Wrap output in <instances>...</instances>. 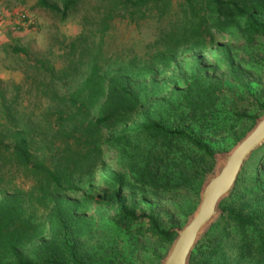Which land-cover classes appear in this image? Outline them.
I'll return each mask as SVG.
<instances>
[{"label": "trees", "instance_id": "obj_1", "mask_svg": "<svg viewBox=\"0 0 264 264\" xmlns=\"http://www.w3.org/2000/svg\"><path fill=\"white\" fill-rule=\"evenodd\" d=\"M39 4L62 20L81 13L84 29L74 38L56 36L43 48L15 45L24 79H0V264H90L79 256L71 232L74 224L93 219L85 218L92 205L111 211L103 220L118 233L146 223V232L172 243L177 233L153 213L139 214L124 189L133 182L154 190L188 187L199 195L206 178L201 162L214 161L217 149L188 121L216 105L223 76L200 71L185 79L182 99H165L173 123L150 111L151 97L182 53L216 54L232 40L229 35L251 48L252 62L264 58L258 49L264 0ZM152 20L158 28L151 41L125 42L117 33L120 27L141 32ZM227 64L242 82L243 71ZM101 175L105 181L96 185ZM231 195L221 206L234 227L228 234L236 239L233 256L223 259L224 246L214 239L197 264L217 257L223 264H264V211L224 207ZM102 249L105 263L110 246Z\"/></svg>", "mask_w": 264, "mask_h": 264}, {"label": "rangeland", "instance_id": "obj_2", "mask_svg": "<svg viewBox=\"0 0 264 264\" xmlns=\"http://www.w3.org/2000/svg\"><path fill=\"white\" fill-rule=\"evenodd\" d=\"M52 4L62 7L64 0H49ZM0 11L3 13L0 21L6 24L4 38H0V79L15 80L21 82L24 74L20 69L18 54L12 51L17 45H25L31 48H43L54 37L66 35L69 38L78 36L83 31L82 14L70 15L62 20L56 12L44 8L39 0H0ZM83 9H80V12ZM18 13L27 14V19L21 29L14 28ZM158 25L154 20L144 25L141 32L126 27H120L117 31L121 40L125 42L151 41L157 33ZM3 29V31H4ZM1 30V29H0ZM232 38V40H229ZM229 44H225L222 51L215 54L212 51L200 52L199 50H187L177 58L176 67L170 73L163 74L159 91L152 95L149 109L156 116L167 123H173L169 115L170 109L165 99L169 97L182 99L180 89L184 88L185 79H195L198 72L210 75L223 76L225 89L220 99L212 109L203 116L188 121L191 130L199 135L204 142L216 147L217 153L230 150L243 136L255 125L257 119L264 115V58L253 61L250 58L251 48L242 41H236L231 35L227 37ZM264 53V43L260 38L258 47ZM226 54L227 58L220 55ZM234 62L235 68H240L239 81L228 70L227 62ZM154 98H158L154 101ZM247 114L244 116L243 114ZM238 136H242L237 140ZM215 160L201 162L205 176L215 170ZM204 176V178H205ZM105 181V175H101L95 181ZM105 186L101 184L100 189ZM101 194L100 192H98ZM124 196L129 204L136 207L137 212L153 213L157 216L163 228L177 233V229L183 227L189 217L196 210L199 195L190 188H173L154 190L140 187L133 182L126 184ZM224 207L234 211L246 212L264 211V147L254 151L244 165L236 188ZM222 214L218 222L211 226L199 240V248L193 257L191 264H197L202 257L199 253L209 243L218 239L224 246L223 259H231L234 250L230 248L236 239L228 237L234 231L233 223L229 221V212ZM85 220L80 226L73 225L75 235L73 240L77 245L79 256L90 264H160L162 258L168 253L170 242L161 241L157 236L146 232L148 225L145 223L136 225L127 230L116 232L107 226L103 218L110 217V210L103 212L95 205L87 209ZM233 211V213H234ZM233 215V214H232ZM177 235V234H176ZM102 246H110L105 263L102 259L105 249ZM207 258V254H205ZM210 264H223L219 257L208 259ZM229 264V263H228Z\"/></svg>", "mask_w": 264, "mask_h": 264}, {"label": "water", "instance_id": "obj_3", "mask_svg": "<svg viewBox=\"0 0 264 264\" xmlns=\"http://www.w3.org/2000/svg\"><path fill=\"white\" fill-rule=\"evenodd\" d=\"M263 144L264 115L230 150L216 154L215 170L206 175L196 210L186 224L177 229V235L160 264H191L199 240L222 214L221 202L234 191L251 153Z\"/></svg>", "mask_w": 264, "mask_h": 264}, {"label": "built area", "instance_id": "obj_4", "mask_svg": "<svg viewBox=\"0 0 264 264\" xmlns=\"http://www.w3.org/2000/svg\"><path fill=\"white\" fill-rule=\"evenodd\" d=\"M2 15H3V13L0 11V18L2 17ZM16 17H17V19H16L15 24L13 26L16 29H21L23 27L22 25L25 24L24 22L27 19V14H25V13H18V15Z\"/></svg>", "mask_w": 264, "mask_h": 264}, {"label": "crops", "instance_id": "obj_5", "mask_svg": "<svg viewBox=\"0 0 264 264\" xmlns=\"http://www.w3.org/2000/svg\"><path fill=\"white\" fill-rule=\"evenodd\" d=\"M4 28H6V24L5 23H3V21H0V38H4V33H5V31H6V29H4ZM3 29H4V31H3Z\"/></svg>", "mask_w": 264, "mask_h": 264}]
</instances>
